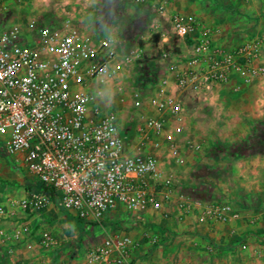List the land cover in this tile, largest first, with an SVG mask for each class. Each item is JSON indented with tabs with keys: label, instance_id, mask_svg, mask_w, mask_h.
<instances>
[{
	"label": "built area",
	"instance_id": "obj_1",
	"mask_svg": "<svg viewBox=\"0 0 264 264\" xmlns=\"http://www.w3.org/2000/svg\"><path fill=\"white\" fill-rule=\"evenodd\" d=\"M134 1L163 19L161 38H190L191 44L179 59L163 60L166 76L145 98L156 116L138 119L135 142L129 143L124 110L116 106L125 100L124 75L139 53L112 34L93 39L80 31L61 0H50L62 12L58 25L22 21L20 15L6 19L8 2L20 7L31 0H0V146L10 163L39 186L19 200L21 210L41 212L55 204L66 215L96 225L117 212L134 214L137 220L148 210L166 216L175 176L164 171L151 150L163 146L167 159L179 165L178 142L192 153L202 149L185 132L189 109L184 96L202 102L233 74L245 83L264 77V66L258 63L262 38H245L225 51L212 44L210 30L193 17L167 13L164 0ZM127 99L131 108H143L134 88ZM183 207L194 211L198 223L227 224L238 217L226 202L181 200L178 208ZM246 220L254 224L252 218ZM248 238L264 255V232L230 229L219 240L203 236L202 248L209 254L239 252L247 248ZM146 239L154 255L158 237L148 234ZM52 244L47 235L39 243L42 248ZM133 248L124 230H111L84 251L82 264H128Z\"/></svg>",
	"mask_w": 264,
	"mask_h": 264
},
{
	"label": "crops",
	"instance_id": "obj_2",
	"mask_svg": "<svg viewBox=\"0 0 264 264\" xmlns=\"http://www.w3.org/2000/svg\"><path fill=\"white\" fill-rule=\"evenodd\" d=\"M61 1L68 4L65 10L69 14L81 5L90 13L96 2ZM7 5L6 19L20 15L22 21L30 18L45 25L55 24L48 21L62 16L50 0H31L20 7L10 2ZM164 6L167 13L191 16L206 26L216 48L232 51L245 38L264 40V0H164ZM191 36L196 37V32ZM176 42V48H165L177 52L173 59L185 53L191 39ZM258 63L264 66V41ZM165 73L163 67L161 76ZM186 96L189 113L184 116L185 132L203 147L192 153L178 142L182 165L160 163L164 171L175 176L176 184L166 216L148 210L137 220L134 214L117 212L100 225L82 223L78 230L55 204L41 212L21 210L19 200L38 191L39 186L32 176L0 158V264H82L84 251L115 229L124 230L134 244L128 264H264V255L257 251L253 238H248L247 248L239 252L209 254L202 248L203 236L219 240L230 229L238 234L264 232V148L250 144L258 140V128L264 126V77L245 83L233 74L202 102ZM143 100L139 119L155 117ZM151 139L162 143L157 136L151 135ZM155 150L165 153L163 146ZM155 150L151 151L159 156ZM192 199L229 203L238 217L227 224L198 223L192 209L178 208L181 200ZM247 218L254 220L252 226L247 225ZM23 226L27 232L20 231ZM148 234L159 240L154 255L149 252ZM44 235L53 241L46 248L39 245Z\"/></svg>",
	"mask_w": 264,
	"mask_h": 264
},
{
	"label": "rangeland",
	"instance_id": "obj_3",
	"mask_svg": "<svg viewBox=\"0 0 264 264\" xmlns=\"http://www.w3.org/2000/svg\"><path fill=\"white\" fill-rule=\"evenodd\" d=\"M81 6H78V9L69 14L71 21L80 31L93 39L112 32V35L123 38L122 40L128 44L127 48L134 49L139 53L130 72L124 75L125 92L122 97H125V100L119 106H116L124 110L123 127L129 128L127 133L128 142H135L134 128L140 123L138 119L141 116L139 115L141 109L137 110L128 106L127 95L131 88L140 93L142 100L152 93L163 72V60L167 56L177 55L175 50L170 53L168 48L165 49L168 45L169 48H172V46L176 48L178 46L176 39L171 35H165V38H161L159 24L163 23V19L152 13L151 10L135 3L134 0H96L90 13ZM65 11L68 12L69 10ZM42 15L45 14L42 13ZM48 23L58 25L59 20L54 19L53 22L49 20ZM113 101L114 99H109L112 104ZM250 144L256 148L259 146L256 143L250 142ZM155 151L159 152L158 150ZM160 153L159 156H156L159 163L165 161L167 166L174 164L167 159L165 153ZM0 158L10 162V157L5 153L3 154L1 146ZM182 160L179 165H182ZM22 177L27 180L24 175Z\"/></svg>",
	"mask_w": 264,
	"mask_h": 264
},
{
	"label": "trees",
	"instance_id": "obj_4",
	"mask_svg": "<svg viewBox=\"0 0 264 264\" xmlns=\"http://www.w3.org/2000/svg\"><path fill=\"white\" fill-rule=\"evenodd\" d=\"M261 136L264 137V126L258 128V134L256 136L257 137L256 139H258V140H254V141H250V142L251 143L259 144V145H261L259 147L264 148V138L262 137L263 139L262 140H259V139H261ZM43 192L46 195H49L50 194L46 189H44ZM66 220L68 222L72 223L74 227L78 228V230L80 229L81 224L84 223L80 219L75 218V217H72L70 215H66ZM89 225H92V224H89Z\"/></svg>",
	"mask_w": 264,
	"mask_h": 264
}]
</instances>
